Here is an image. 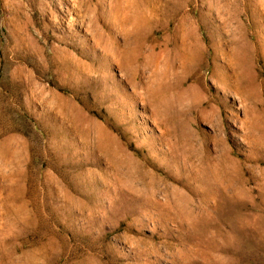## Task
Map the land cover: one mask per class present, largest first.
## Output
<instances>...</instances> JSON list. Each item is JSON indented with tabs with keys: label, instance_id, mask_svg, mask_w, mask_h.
I'll return each mask as SVG.
<instances>
[{
	"label": "rangeland",
	"instance_id": "1",
	"mask_svg": "<svg viewBox=\"0 0 264 264\" xmlns=\"http://www.w3.org/2000/svg\"><path fill=\"white\" fill-rule=\"evenodd\" d=\"M0 264H264V0H0Z\"/></svg>",
	"mask_w": 264,
	"mask_h": 264
}]
</instances>
